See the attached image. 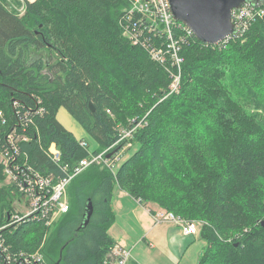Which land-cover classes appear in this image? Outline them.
<instances>
[{
  "label": "trees",
  "instance_id": "16d2710c",
  "mask_svg": "<svg viewBox=\"0 0 264 264\" xmlns=\"http://www.w3.org/2000/svg\"><path fill=\"white\" fill-rule=\"evenodd\" d=\"M129 1L0 0V150L23 121L30 137L14 140L28 162L63 176L42 150L50 142L69 165L114 151L120 129L134 128L127 140L137 144L116 171L91 165L73 177L68 210L49 227L28 219L8 225L20 194L0 164L6 244L23 253L41 246L43 264H108L118 186L153 214L197 222L205 245L196 264H264V16L216 44L187 35L179 88L168 94V66L148 52L162 33L128 40ZM36 107L41 113H32ZM60 108L84 137L57 119Z\"/></svg>",
  "mask_w": 264,
  "mask_h": 264
},
{
  "label": "built area",
  "instance_id": "2783aa9c",
  "mask_svg": "<svg viewBox=\"0 0 264 264\" xmlns=\"http://www.w3.org/2000/svg\"><path fill=\"white\" fill-rule=\"evenodd\" d=\"M126 13L127 19L133 22L129 29L127 25H123L122 29L134 43L144 42L142 39L144 30L150 33H162L163 43L158 47L149 48L148 51L153 60L168 66L166 69L171 77L168 94L176 92L179 88L183 60L180 55L181 42L187 35L192 34L191 31L173 18L168 0H130ZM132 16L135 17L134 20H131ZM263 16L264 0L261 5L245 2L239 8L233 9L231 21L237 30L234 35L244 33L252 21ZM179 25H182L183 29ZM173 28H179L180 33L176 31L174 35ZM41 111L42 108H37L33 112ZM24 114L27 116L29 113L24 112ZM27 120L31 121V118H25V122ZM18 126H23L21 131L7 134L6 146L0 150V164H2L3 172L6 175L5 180L13 183L22 198L16 202L19 206H23L19 209L22 212H15L8 224L28 219L41 221L46 226L53 225L56 218L68 210L67 185L73 177L91 165H103L112 172L115 171L113 165L121 154L131 146V142L127 138L132 136L134 129L119 130L115 143H123L114 151L109 152L106 148L102 152L89 153L72 165L61 163L59 148L55 142H50L42 150L49 160L63 171V176H58L53 172L44 173L28 162L26 154L21 152L14 136H18V140L26 141L30 135L27 134L23 121H19ZM81 145H85V142L81 141ZM21 154L22 158L19 156ZM154 221L156 223L160 221L173 222L181 227L182 233L185 235H192L197 231V222L186 220L169 211H157L154 214ZM40 251L38 248L32 253L12 252L0 232V264H43ZM107 256L109 264H127L130 260V251L119 244H114Z\"/></svg>",
  "mask_w": 264,
  "mask_h": 264
},
{
  "label": "rangeland",
  "instance_id": "374dc122",
  "mask_svg": "<svg viewBox=\"0 0 264 264\" xmlns=\"http://www.w3.org/2000/svg\"><path fill=\"white\" fill-rule=\"evenodd\" d=\"M33 2L35 0H24ZM20 12L23 11L20 9ZM58 120L63 124L64 127L69 129L76 138L84 137L85 135L82 131L83 129L81 126L72 119V117L67 113L64 108H60L57 112ZM137 148V144L133 145L130 148H127L126 151L121 154L119 159L113 165V170H117L127 157H129L134 150ZM6 181V180H5ZM7 182V181H6ZM114 194V193H113ZM19 199L22 200L21 196ZM16 199H14L15 202ZM113 200V197H112ZM111 200V203H112ZM23 207L22 205H18L16 202L14 203V210L19 211ZM20 212V211H19ZM22 212V211H21ZM20 212V213H21ZM9 223L8 225L15 224ZM139 231V221L136 220V215L133 217L131 213L128 211H118L116 213V219L114 223L111 225L109 229V233L114 236L117 240L123 239L125 242L129 243L130 254L131 256L143 263H150V264H196L197 259L203 250V246L205 245V241L198 235H189L187 238L189 240V244L186 248V251L182 252L180 255L179 262H175L174 256L176 252H174L171 248L170 252L173 254L171 255L169 251H160L157 252L158 249H152V246L148 245L145 240L136 238Z\"/></svg>",
  "mask_w": 264,
  "mask_h": 264
},
{
  "label": "water",
  "instance_id": "95a60500",
  "mask_svg": "<svg viewBox=\"0 0 264 264\" xmlns=\"http://www.w3.org/2000/svg\"><path fill=\"white\" fill-rule=\"evenodd\" d=\"M173 18L185 25L192 35L201 42L216 44L237 33L231 21V12L243 3L261 5L263 0H168ZM93 110V106L89 103ZM92 211L88 202L85 222ZM264 227V219L260 220Z\"/></svg>",
  "mask_w": 264,
  "mask_h": 264
},
{
  "label": "crops",
  "instance_id": "0c3cea01",
  "mask_svg": "<svg viewBox=\"0 0 264 264\" xmlns=\"http://www.w3.org/2000/svg\"><path fill=\"white\" fill-rule=\"evenodd\" d=\"M113 193L111 206L115 213V219L116 213L118 211H128L133 215V217L136 215V220L139 221V231L136 233L138 234L136 238L145 240L148 245L152 246V249H158L157 252L169 251V253L173 255L169 249L171 248L174 252H176V255L174 256L176 260L175 262H179L178 258L182 252L186 251V248L189 244V240L187 239L189 235H184L182 233L181 227L173 222L164 221L162 223L156 224L154 221V214L149 211V208L143 207L138 200L128 195L118 186L114 187ZM110 236L112 235L110 234ZM112 238L114 239L115 243L129 250L131 249L129 247V243L125 242L123 239L117 240L114 236H112ZM130 257L132 260H135L131 254ZM137 262L139 264H148L141 261Z\"/></svg>",
  "mask_w": 264,
  "mask_h": 264
},
{
  "label": "bare ground",
  "instance_id": "6f19581e",
  "mask_svg": "<svg viewBox=\"0 0 264 264\" xmlns=\"http://www.w3.org/2000/svg\"><path fill=\"white\" fill-rule=\"evenodd\" d=\"M128 8H129V6H128ZM128 10V9H127ZM263 18V17H262ZM260 19V18H259ZM251 24V23H250ZM249 28V27H248ZM173 29H175V28H173ZM183 29V28H182ZM179 30V29H178ZM146 32H147V30H146ZM180 33V32H179ZM125 35V34H124ZM175 35V34H174ZM143 38V37H142ZM232 38V37H231ZM129 39H131L130 37L128 38V40ZM229 39V38H228ZM145 41V40H144ZM187 41V40H186ZM139 43H141V42H139ZM163 43V42H162ZM146 44V43H145ZM143 45H144V43H143ZM158 46V45H157ZM156 46V47H157ZM149 49V48H148ZM149 52V51H148ZM180 84V83H179ZM37 110V107L33 110V111H36ZM33 114H39V113H41V112H32ZM138 125V124H137ZM140 125V124H139ZM137 127V126H136ZM36 133H38V131H37V129H36V131H35ZM133 132V131H132ZM81 142V141H80ZM85 146V145H84ZM58 147V146H57ZM123 154V153H122ZM115 164V163H114ZM67 189H68V187H67ZM69 204V203H68ZM70 205V204H69ZM86 212V211H85ZM153 213V212H152ZM55 222V221H54ZM49 227V226H48ZM41 245V244H40ZM43 245V244H42ZM40 248H41V246H40ZM38 249V248H37ZM27 253V252H26ZM42 259H44V258H42ZM108 259V258H107ZM107 262V261H106ZM109 264V263H108ZM128 264V263H127Z\"/></svg>",
  "mask_w": 264,
  "mask_h": 264
}]
</instances>
